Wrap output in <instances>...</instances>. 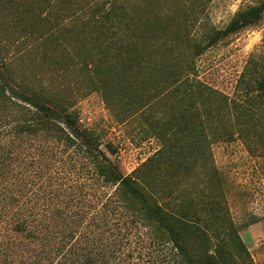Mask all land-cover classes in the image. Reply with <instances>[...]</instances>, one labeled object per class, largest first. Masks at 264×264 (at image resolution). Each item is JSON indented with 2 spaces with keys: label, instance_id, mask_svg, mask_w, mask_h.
I'll use <instances>...</instances> for the list:
<instances>
[{
  "label": "trees",
  "instance_id": "1",
  "mask_svg": "<svg viewBox=\"0 0 264 264\" xmlns=\"http://www.w3.org/2000/svg\"><path fill=\"white\" fill-rule=\"evenodd\" d=\"M49 8L29 3L20 12L46 18L42 12ZM263 11L264 0L237 10L208 43L258 22ZM84 18L92 44H80L76 56L86 76L97 88L115 90L134 112L153 114L148 128L161 145L123 173L108 154L115 151L111 142L106 152L75 109L17 78L0 51V264L243 262L249 250L213 163L207 170L210 187L195 195L170 197L156 185L188 173L197 155H206L202 144L210 137L264 136V70L249 71L250 80L243 71L238 82L245 84L244 100L229 99L194 75L191 40L170 34L166 22L146 14L141 0L97 1ZM54 29L41 26L38 37L50 43ZM122 32L129 35L123 38ZM63 37L57 44H72ZM27 141L53 145L60 164L47 183L33 181L28 168L33 162L23 151ZM65 151L67 165L60 161ZM78 161L87 175L82 180L75 175Z\"/></svg>",
  "mask_w": 264,
  "mask_h": 264
},
{
  "label": "rangeland",
  "instance_id": "2",
  "mask_svg": "<svg viewBox=\"0 0 264 264\" xmlns=\"http://www.w3.org/2000/svg\"><path fill=\"white\" fill-rule=\"evenodd\" d=\"M97 1L103 0H0V51L17 78L51 93L75 109L80 123L98 133L106 152V143L111 142L115 151L108 153L110 158L123 173H129L160 147L161 140L148 128L153 114L143 115L148 112L146 109L134 112L133 104L115 96V90L95 87L78 61L77 47L92 44L84 17ZM260 1L141 0L150 18L166 22L170 34L178 32L185 41L191 40L192 51L195 50L194 75L236 101L245 97V84L238 82L242 72L246 70L245 75L250 80L249 71L259 75L264 70V11L258 22L218 37L213 43L209 44L208 39L237 10ZM29 3L49 5L48 12H42L46 18H27L22 14L20 11ZM79 6L82 9L78 13ZM41 26L55 28L51 38L54 42L41 41L43 37H38ZM126 33H121L123 38L129 35ZM63 36L70 37L72 44H57L64 42ZM117 42V38L112 39L111 46L116 48ZM183 48L184 45H179L176 49L182 53ZM262 138L251 133L243 137L238 132L232 138L212 140L210 137L202 144L206 155L198 154L196 165L188 173L181 171L174 177L166 176L156 185L158 190L170 192L167 193L170 197L176 192L182 198L188 193L195 195L202 188L210 187L207 170L208 163H213L223 179L224 202L249 250L250 256L239 264H264V143L261 142L264 136ZM24 146L23 151H29L27 160L33 162L28 165L33 181L47 183L49 175L54 174L60 164L53 145L37 147L36 141H27ZM67 152H60L64 165H67ZM79 163L74 166L75 175L82 180L87 175L85 169L78 168Z\"/></svg>",
  "mask_w": 264,
  "mask_h": 264
}]
</instances>
